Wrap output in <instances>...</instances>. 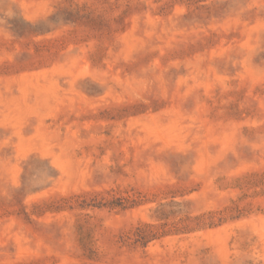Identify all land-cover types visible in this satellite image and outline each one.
<instances>
[{"label": "rangeland", "instance_id": "374dc122", "mask_svg": "<svg viewBox=\"0 0 264 264\" xmlns=\"http://www.w3.org/2000/svg\"><path fill=\"white\" fill-rule=\"evenodd\" d=\"M0 264H264V0H0Z\"/></svg>", "mask_w": 264, "mask_h": 264}]
</instances>
